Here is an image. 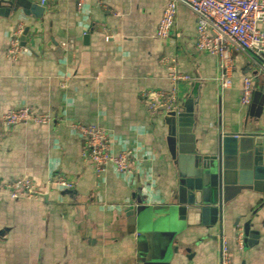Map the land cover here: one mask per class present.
<instances>
[{
	"label": "crops",
	"instance_id": "1",
	"mask_svg": "<svg viewBox=\"0 0 264 264\" xmlns=\"http://www.w3.org/2000/svg\"><path fill=\"white\" fill-rule=\"evenodd\" d=\"M77 2H47L38 22L21 6L0 14V181L29 176L47 189L42 199L0 191V264H220L222 239L234 264H264V195L244 192L228 203L222 235L218 225L180 219L171 205L179 164L168 151L163 117L151 116L140 97L141 88L170 89L162 58L175 57L192 77L179 84L181 101L199 82L197 149L208 153L219 128L264 132V112L245 123L249 106L240 103L246 76L254 90L263 89L264 56L257 63L233 52L232 84L221 90L218 56L196 48V18L184 4L162 39L157 28L168 0H85L81 10ZM17 24L29 27L27 50L11 60L6 52ZM86 31L88 40L78 39ZM22 106L54 119L6 126L3 114ZM76 123L106 129L115 153L136 147L132 173L109 166L97 176L82 156ZM58 175L74 188H56ZM131 205L132 227L125 214ZM247 219L260 233L252 245L243 238Z\"/></svg>",
	"mask_w": 264,
	"mask_h": 264
},
{
	"label": "built area",
	"instance_id": "2",
	"mask_svg": "<svg viewBox=\"0 0 264 264\" xmlns=\"http://www.w3.org/2000/svg\"><path fill=\"white\" fill-rule=\"evenodd\" d=\"M53 0H40L46 4ZM85 0H78L77 8L81 10ZM179 4L187 6L196 18L195 46L199 51L218 56V82L220 89L231 86L235 68L233 52H242L258 63V57L264 56V0H168L157 28V35L168 39L175 25V16ZM24 31L22 24H17L12 32L7 57L16 60L27 48L21 44ZM162 63L168 69L171 87L164 89H140V97L144 101L151 116H164L181 103L178 96L179 84L192 80L191 75L183 72L175 57H163ZM264 63V59H263ZM254 92L251 76L243 79L240 103L249 106ZM54 116L38 109L22 106L11 108L2 116L6 126L20 123L47 124ZM75 128L82 137V156L90 161L97 176L109 166L117 173H132V162L138 159L136 147H126L115 153L109 132L96 124L76 123ZM51 183L61 190L74 188V181L65 175H58ZM5 191L12 199H42L47 189L38 184L32 177L21 176L8 181H0V191ZM242 231L238 232L241 241ZM220 264H234L230 247L225 239L221 242Z\"/></svg>",
	"mask_w": 264,
	"mask_h": 264
},
{
	"label": "water",
	"instance_id": "3",
	"mask_svg": "<svg viewBox=\"0 0 264 264\" xmlns=\"http://www.w3.org/2000/svg\"><path fill=\"white\" fill-rule=\"evenodd\" d=\"M23 7L28 16L38 22L44 17L45 7L26 0H0V14ZM27 26L21 35V44L26 45ZM89 32L78 39L88 40ZM199 82L176 109L163 116L166 125V145L173 160L179 164V181L173 209L180 219L198 220L205 226L222 225L228 203L244 192L264 195V132L259 130L243 133L217 131L213 149L201 153L197 149L198 127L197 104ZM264 112V87L254 90L252 101L245 116L257 123ZM126 216L129 226L135 224V210L131 205ZM246 215H244L245 217ZM237 218L235 224H239ZM244 243L252 245L259 236L251 219L242 223Z\"/></svg>",
	"mask_w": 264,
	"mask_h": 264
}]
</instances>
